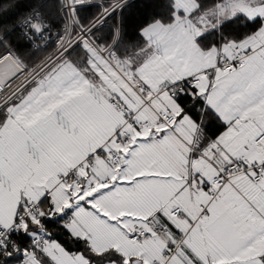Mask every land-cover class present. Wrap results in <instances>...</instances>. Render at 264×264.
<instances>
[{
  "label": "snow or ice",
  "instance_id": "snow-or-ice-1",
  "mask_svg": "<svg viewBox=\"0 0 264 264\" xmlns=\"http://www.w3.org/2000/svg\"><path fill=\"white\" fill-rule=\"evenodd\" d=\"M0 264H264V0H0Z\"/></svg>",
  "mask_w": 264,
  "mask_h": 264
},
{
  "label": "trees",
  "instance_id": "trees-1",
  "mask_svg": "<svg viewBox=\"0 0 264 264\" xmlns=\"http://www.w3.org/2000/svg\"><path fill=\"white\" fill-rule=\"evenodd\" d=\"M61 239L63 240V239H66V237H61Z\"/></svg>",
  "mask_w": 264,
  "mask_h": 264
}]
</instances>
